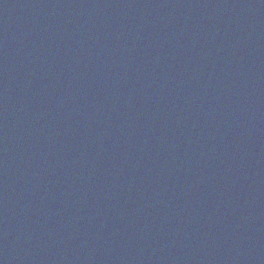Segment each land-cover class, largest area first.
I'll return each mask as SVG.
<instances>
[{"label":"water","instance_id":"water-1","mask_svg":"<svg viewBox=\"0 0 264 264\" xmlns=\"http://www.w3.org/2000/svg\"><path fill=\"white\" fill-rule=\"evenodd\" d=\"M0 264H264V0H0Z\"/></svg>","mask_w":264,"mask_h":264}]
</instances>
